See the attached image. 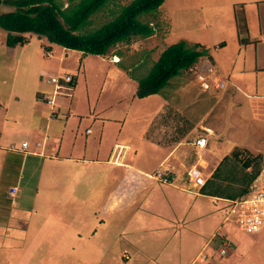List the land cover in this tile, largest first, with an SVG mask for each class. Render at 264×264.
<instances>
[{
	"label": "crops",
	"instance_id": "obj_1",
	"mask_svg": "<svg viewBox=\"0 0 264 264\" xmlns=\"http://www.w3.org/2000/svg\"><path fill=\"white\" fill-rule=\"evenodd\" d=\"M129 1L106 0L98 12L113 15ZM141 19L152 33L117 43L130 49L112 53L115 61L44 36L46 57L40 48L32 56L6 45L0 28V264H264L253 254L264 251L256 244L264 226L234 256L222 246L225 200L245 183L233 180L234 171L254 157L264 166L257 154L239 158L236 144L244 109L251 135L264 124L257 117L264 111V0H163ZM180 40L205 52L177 75L174 99L161 89L136 97L133 69L141 59L130 55L151 66ZM33 62L40 68L26 82ZM192 68L208 84L199 80L197 93L183 83ZM44 71L74 79L72 96L51 109L42 100ZM198 137L202 148L194 146ZM192 164L207 181L205 192L187 181ZM159 167L170 169L174 185L152 177Z\"/></svg>",
	"mask_w": 264,
	"mask_h": 264
},
{
	"label": "trees",
	"instance_id": "obj_2",
	"mask_svg": "<svg viewBox=\"0 0 264 264\" xmlns=\"http://www.w3.org/2000/svg\"><path fill=\"white\" fill-rule=\"evenodd\" d=\"M163 0H130L120 6L117 13L98 28L83 31L90 16L98 11L106 0H0L12 10L0 13V28L6 32L5 44H23L26 32L44 36L48 42L64 48L79 50L84 54L106 55L111 47L135 37H146L152 33L147 21L141 22V14L155 13ZM205 52L198 44L187 45L180 40L166 46L150 66L147 74L136 79V97L158 93L168 80L190 68ZM252 160V161H250ZM245 160L233 175L235 181L245 180L242 189L232 198L241 195L249 181L259 169L258 159ZM223 157L219 164L226 163ZM250 166L249 174H241L242 168ZM218 168V169H217ZM234 166L228 171L233 172ZM233 181V182H235ZM207 181L202 184L205 192Z\"/></svg>",
	"mask_w": 264,
	"mask_h": 264
},
{
	"label": "rangeland",
	"instance_id": "obj_3",
	"mask_svg": "<svg viewBox=\"0 0 264 264\" xmlns=\"http://www.w3.org/2000/svg\"><path fill=\"white\" fill-rule=\"evenodd\" d=\"M10 10H12L11 6H9L7 4H0V13H4V12L10 11ZM98 11L94 12L90 16L88 25L83 28L84 32L87 31V30H92V29L98 28L102 23L106 22L107 20H109L112 17V15H109V13L98 12ZM151 14H154V13L151 12ZM151 14H149V15H151ZM142 15L144 16V15H148V14H141L138 17L141 22H145V21H142V19H141V17H143ZM144 19H146V16L144 17ZM149 25L151 26V24H149ZM1 33H3V30H0V34ZM25 39L26 40L23 43V45L20 44L21 45V50H29V53L32 52V56H33V55L36 54V52L39 53V48H40L41 49V55L44 56V58L46 57V54L43 52L44 49H43L42 42L44 40H42V37H40L38 35L30 34V35L26 36ZM126 49H130V48L127 47V46H124V44H122V45L116 44V45H114L113 47H111L109 49V51L106 54V56H107V58H111L112 53L116 54L117 51H125ZM130 56L132 57L134 62L137 59H141V62L139 63V65L136 68L133 69V73H135L136 75H139L140 76L139 78L144 77L147 74V72H148V70L150 68V66H148L150 61L147 58H145L143 55H140V54H137V53L135 55L131 54ZM20 59L22 60V58H20ZM38 60L40 61V63H41V61H43L42 58H38ZM30 64H32V65H30ZM30 64L28 65V69L30 71L24 73L26 82L31 80L32 75L33 76L35 75V71L34 70H36V68L37 69L40 68L39 65L36 62L30 63ZM25 67H26V65L24 64L22 69L17 68L16 69V73L22 74L25 71L24 70ZM49 72L50 71H44L42 73L43 82L48 77ZM197 75H199V74H197V69L192 68L185 75L186 82H183L185 84L186 83L189 84V89H192L193 91H195V93H197V89H198L197 87L200 86L199 85V80L196 77ZM179 77L180 76L176 75V76H174V78L169 79L167 84L161 89L162 90L161 94L163 96L165 94L167 99L172 98V95H174V91H173L172 86H174L175 83H177L179 81V79H180ZM21 79H22V77H21ZM197 84H198V86H197ZM213 92H215V91H213ZM172 99H174V98H172ZM177 102L180 104L179 106H183L185 104L186 100L183 101L181 98H178ZM262 108H263V106H260V108L258 109L257 117H263L264 118V114H263L264 111L262 110ZM175 113L179 117V112H175ZM180 113H184V109H181ZM244 113H245V114H243V116H244L243 118H245L244 122L240 118L239 121H241V126H239V127L237 126L238 133L241 136L239 137V140H237L236 144L240 145L238 147L239 149L244 150L248 154L252 153L254 155H256V154L259 155L260 165H264V124H262L263 126L261 128L258 127V130L256 128L254 130V133L251 135V133H250L251 126L249 125V123H250L249 122V118L250 117H248L249 112L246 109H244ZM170 116L171 115H169V117ZM257 117H255V121H253V124L256 127L262 121L261 119L259 120ZM250 135H251V137L253 139L251 137H249ZM248 137H249L250 143L253 144L250 147H247L246 144L244 143L245 140ZM250 138H251V140H250ZM263 226H264V224H263ZM224 228H225V232L227 234L226 236L228 237V239H227L226 243L222 244V246L226 250V254L228 252H231L232 256H234V253H235V250H236V249L234 250L235 246H237V249L240 248V246H241V248H245L247 245L249 246L250 243H247V241H253V240H250V237H251V235H254V233L256 234V232H254L253 234H245V233H243L242 231L238 230L235 226H233L232 224H230L228 222H225ZM259 233H264V227H263V229H261L259 231ZM235 238L237 240H235ZM239 240H241L242 244L239 243ZM259 241H257V243L255 241L254 242L257 245L261 244L264 247V241L262 239H259ZM254 253H258L259 256L264 257L263 256L264 255V251L258 250V252H253V254ZM248 262H249V264H251L250 261H248ZM259 263H261V262H259Z\"/></svg>",
	"mask_w": 264,
	"mask_h": 264
},
{
	"label": "built area",
	"instance_id": "obj_4",
	"mask_svg": "<svg viewBox=\"0 0 264 264\" xmlns=\"http://www.w3.org/2000/svg\"><path fill=\"white\" fill-rule=\"evenodd\" d=\"M260 42L264 44V34L260 38ZM115 61L116 58L111 56ZM211 71V67L207 68ZM202 87L206 88L208 84L203 81L202 75L198 76ZM73 77L70 73H56L48 75L44 80L46 88L42 93L43 103L53 108L56 101L60 98H70L73 92ZM218 81V80H217ZM222 83L217 82L218 87H222ZM25 143H22L24 146ZM205 145V138L198 137L194 140V146L202 148ZM245 151L240 150L238 157L243 158ZM152 177L162 184L174 185V175L167 167H159L154 170ZM187 181L191 186L200 188L203 184V178L200 170L192 164L186 170ZM13 190H11L12 192ZM222 222H228L235 226L243 233L250 234L258 231L264 224V166L254 174L249 181L244 192L234 198L225 200V208L222 213ZM224 249H219V253H223Z\"/></svg>",
	"mask_w": 264,
	"mask_h": 264
},
{
	"label": "bare ground",
	"instance_id": "obj_5",
	"mask_svg": "<svg viewBox=\"0 0 264 264\" xmlns=\"http://www.w3.org/2000/svg\"><path fill=\"white\" fill-rule=\"evenodd\" d=\"M116 60V59H115Z\"/></svg>",
	"mask_w": 264,
	"mask_h": 264
}]
</instances>
